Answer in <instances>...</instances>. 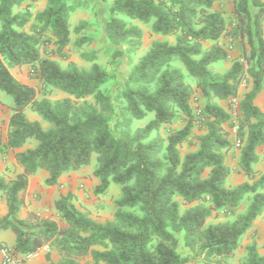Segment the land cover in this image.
I'll return each mask as SVG.
<instances>
[{
  "label": "trees",
  "instance_id": "trees-1",
  "mask_svg": "<svg viewBox=\"0 0 264 264\" xmlns=\"http://www.w3.org/2000/svg\"><path fill=\"white\" fill-rule=\"evenodd\" d=\"M221 1L111 0L105 35L114 46L124 45L133 57L143 45V25L162 37L134 64L123 87L111 93L104 87L115 76L98 62V50L83 52L89 67L60 63L68 58L71 15L84 0H46L37 10L33 7L39 0H0V90L13 98L0 152L36 141L14 154L22 171L0 177V196L7 204L0 234L7 229L15 233L16 254L27 256L50 246L59 259L47 253L42 264H188L185 248L212 264L237 251L264 212V173L254 168L258 148L264 146V111L256 103L264 90V0H231L229 22L217 7ZM89 27L88 20H80L74 31ZM229 37L239 39L241 54L226 71H213L212 64L229 57L221 43ZM88 40L80 35L75 44L83 47ZM209 41L213 44L206 50ZM123 54L117 49L114 56ZM176 61L202 93L205 104L199 114L196 91ZM24 65L40 81L43 97L13 74L12 68ZM243 84L236 139L241 141L239 170L248 180L228 187L226 154L235 139L232 114L220 101L237 97ZM50 89L67 96L52 100L46 96ZM27 107L49 126L29 119ZM150 113L154 117L147 124L133 128L134 121ZM178 119L183 126L164 136L162 126ZM196 126L202 130L197 148L182 156L180 146L189 143ZM94 153L95 192L106 194L112 182L120 185L112 220L92 218L71 192L55 201L63 226L36 212L21 215L31 175L44 169L46 184L60 187V177L90 164ZM246 198L245 211L234 220L209 222ZM245 249L238 264H264L255 239Z\"/></svg>",
  "mask_w": 264,
  "mask_h": 264
},
{
  "label": "rangeland",
  "instance_id": "rangeland-1",
  "mask_svg": "<svg viewBox=\"0 0 264 264\" xmlns=\"http://www.w3.org/2000/svg\"><path fill=\"white\" fill-rule=\"evenodd\" d=\"M85 5L79 9L78 12H74L71 15V41L67 47L68 58L66 60H60V63L65 67L70 61L75 62L80 67H89L91 62L87 61L83 57V52H88L92 50H98L99 58L98 62L103 65L106 69H108L112 74H114L115 79L108 83L104 88H106L111 93H114L117 89L122 88L124 82L130 73L134 64L139 60V58L150 48L152 42L157 39H161L162 37L154 34L150 27L147 25H143V45L138 50V52L133 55L126 54L125 46H114L105 35V25L107 20L109 19V6L111 4V0H84ZM217 7L224 11L228 22L232 20V2L231 0H222L218 3ZM42 8L41 4H38L37 9ZM80 20H88L90 22V27L83 31V33H76L74 31L75 26L79 23ZM80 35H85L89 38L88 41L83 45V47H79L75 44V40ZM221 43L227 47L229 52V57L227 60L219 61L212 64L211 68L216 72H224L226 71L232 64L233 60L237 58L242 51L241 44L238 38H222ZM212 41L205 43V49H209L212 45ZM117 49L124 51L123 55L115 57ZM175 65H178L182 68L184 74L186 75V82L196 91L197 102L194 103V107L198 110V114L200 113L199 108L204 106L205 100L202 96L200 90L196 87V80L189 75L187 68L180 61L174 62ZM29 67L21 68L19 71L14 73L15 77L22 81L27 82L36 87L38 90V97H43V94L40 90L41 83L38 79L32 78L29 75ZM245 90V85L243 84L239 90V95L237 97H233L228 101H220V103L225 106L232 114V122L233 126L230 127L231 134L235 139V144L233 148L226 154V160L229 166L231 167V173L227 179V186L233 187L237 184L248 180V176L239 170V148L236 147V132H237V124H238V106L242 93ZM264 92V91H263ZM52 100L61 99L67 96V94L58 89H50V91L46 94ZM92 100L91 98H89ZM264 103V95L260 98L259 104ZM13 104V98L7 94L6 92L0 90V136L4 140L6 138L8 132V120L12 113L11 105ZM198 106V107H197ZM25 113L31 120H38L42 123V125L46 128L49 126L48 122H46L41 115L34 111L31 107H27L25 109ZM154 117V113L148 114L146 118L143 120H136L133 123V128L138 126H144L149 122L150 119ZM184 121L178 119L175 122L164 124L161 128V132L164 136H167L171 130L177 129L183 126ZM229 128V127H228ZM193 135L189 141L184 145L180 146V151L182 156L185 155L188 151L195 150L197 148L195 144V140L198 134L202 133V130L196 126L193 130ZM36 145L35 139H30V141L22 148L18 150H7L5 152H0V177L10 178L17 174V165L14 161V154L16 151L24 150L27 147H31ZM259 160L257 164H255V169L259 174L264 173V146H260L258 148ZM97 164V154H93L92 161L88 165L81 166L77 169L80 171L78 174L77 180L78 184L74 185L72 183V176L69 177L68 186L64 187L62 184L60 187H57V190L50 193L36 191L31 193L29 196L28 205L36 206L38 210V214L44 217H49L55 219L59 222L60 225H65V223L60 219L55 201L60 197L61 194H66L67 192H71L73 194L75 203L79 208L86 211L92 218L97 221L104 222L107 220H112L114 218V214L116 211V200L121 195L120 185L114 182L111 183V186L106 194H97L95 192L96 185L99 183L98 179H95L93 174ZM37 176L41 177V179H45V176H48V173L39 169L36 173ZM208 174L206 171L205 176ZM97 178V177H96ZM46 181V179L44 180ZM46 183V182H45ZM5 203V198L0 196V213L2 210V205ZM248 204V199L246 198L238 207L236 208H226L220 211L219 214L214 215L210 218L209 222H219L226 220H234L236 216L245 211ZM187 205L182 204V210H185ZM30 212L25 210V213L28 215ZM24 214V212H23ZM258 222L257 227H255L252 231H249L243 238L241 239V243L237 251L232 256H226L220 258L218 261H215L212 264H238L245 256L246 249L245 246L252 242L253 239L257 241L258 249L260 253H264V212L259 216L256 220ZM255 221V223H256ZM16 236L15 233L11 229L4 230L1 233L0 241L7 243L8 245H12L15 242ZM184 252L188 256V264H206V262L195 252H190L188 249L184 248ZM39 258L34 259L37 261ZM54 259H59V254L55 251ZM87 261V258L83 259V263Z\"/></svg>",
  "mask_w": 264,
  "mask_h": 264
},
{
  "label": "crops",
  "instance_id": "crops-1",
  "mask_svg": "<svg viewBox=\"0 0 264 264\" xmlns=\"http://www.w3.org/2000/svg\"><path fill=\"white\" fill-rule=\"evenodd\" d=\"M38 4H41V6L43 8L45 6V4H46V0H39V2L33 7V10H37ZM42 8H40V9H42ZM79 9H77L75 12H78ZM25 67H29V66L28 65H24V66H21V67H19V66L14 67V68H12V72L14 74L17 71H19L21 68H25ZM263 91L258 95V97L256 99V103L264 111V103L259 104L260 98L264 95V92ZM14 161H15V163L17 165V173L21 172L22 171V167L16 162L15 159H14ZM36 173L34 175H31L29 177V186H28L27 193H26V196H25V206L23 207L22 212H21V215L23 217L27 216V214L25 213V210L26 209L29 210V211L38 212V210L36 209V206H33V205L29 206L28 205L29 198H30L29 195L31 193L36 192V191H42V192H46V193H48V192L52 193V192H54V191L57 190V187H55V186H49V185H47L45 183L46 181H44V180L48 178L49 174H48V176H45V179H41L42 178V175H41V177H39V176H37ZM78 174H80V171L70 170V171L64 173L60 177V182L62 184H64V187H66V186H68L69 177L72 176V178H74L73 181H72V183H74V185H77L78 184V180H77ZM95 179H98V178L95 177ZM6 212H7V204H6V201H5L4 205H2V210H1V213H0V217L3 216ZM23 212H24V214H23ZM257 225H258V222L256 221V223L254 224L252 230L255 227H257ZM252 230H250V231H252ZM0 236H1V234H0ZM14 244H15V242L12 245H8L7 243H4L3 241H0V246L1 245H7V246L13 248ZM55 251L56 250L54 248L50 247V246H44L38 252H36L34 254H31L30 256H28V255L26 256V255H23V254H20V253H18L17 256H18V258L23 259V264H42V263H46L47 262V260H46V254L47 253H50L51 258L54 261H57V260L54 259ZM36 258H39V259L37 261H34V259H36ZM0 260H1V255H0Z\"/></svg>",
  "mask_w": 264,
  "mask_h": 264
},
{
  "label": "built area",
  "instance_id": "built-area-1",
  "mask_svg": "<svg viewBox=\"0 0 264 264\" xmlns=\"http://www.w3.org/2000/svg\"><path fill=\"white\" fill-rule=\"evenodd\" d=\"M240 145H241V141L237 139L236 147L239 148ZM0 255H1L0 264H23V259L18 258L13 248L7 245L0 246Z\"/></svg>",
  "mask_w": 264,
  "mask_h": 264
}]
</instances>
